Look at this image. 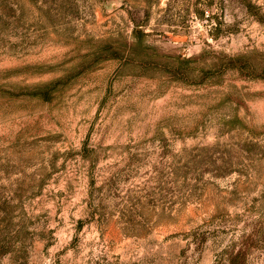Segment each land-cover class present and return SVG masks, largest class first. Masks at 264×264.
I'll return each mask as SVG.
<instances>
[{"label":"rangeland","instance_id":"1","mask_svg":"<svg viewBox=\"0 0 264 264\" xmlns=\"http://www.w3.org/2000/svg\"><path fill=\"white\" fill-rule=\"evenodd\" d=\"M0 264H264V0H0Z\"/></svg>","mask_w":264,"mask_h":264},{"label":"trees","instance_id":"2","mask_svg":"<svg viewBox=\"0 0 264 264\" xmlns=\"http://www.w3.org/2000/svg\"><path fill=\"white\" fill-rule=\"evenodd\" d=\"M47 96H46V94L44 93V98H46Z\"/></svg>","mask_w":264,"mask_h":264}]
</instances>
